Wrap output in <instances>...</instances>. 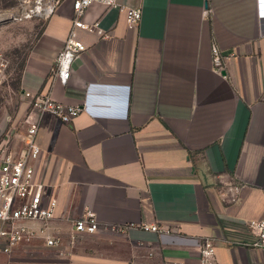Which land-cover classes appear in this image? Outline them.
I'll return each instance as SVG.
<instances>
[{
    "label": "crops",
    "instance_id": "1",
    "mask_svg": "<svg viewBox=\"0 0 264 264\" xmlns=\"http://www.w3.org/2000/svg\"><path fill=\"white\" fill-rule=\"evenodd\" d=\"M119 2L141 8V22L93 4L84 22L104 35L76 30L88 50L65 85L53 67L73 29L72 0L44 20L22 94L84 108L71 124L43 116L37 136L61 245L39 236L0 264H200L203 238L215 240L219 264H264V250L245 245L248 223L264 221V0ZM87 208L100 230L72 243Z\"/></svg>",
    "mask_w": 264,
    "mask_h": 264
},
{
    "label": "built area",
    "instance_id": "2",
    "mask_svg": "<svg viewBox=\"0 0 264 264\" xmlns=\"http://www.w3.org/2000/svg\"><path fill=\"white\" fill-rule=\"evenodd\" d=\"M65 0H36L35 15L44 20L55 13ZM73 29L58 53L53 76L62 84L70 79L72 65L88 47L78 40L76 30L86 29L104 35L99 24L92 26L84 22L88 9L95 3L119 9L126 14L130 27L137 26L142 20L141 8H129L119 0H72ZM214 62L220 72L222 60L217 46L213 48ZM29 101L27 131L23 138L9 136L0 141V255H8L23 243L42 236L46 245H61L60 236L50 233V225L57 218L59 201L47 192V187L37 175V163L42 156V148L37 142L40 120L51 115L63 124H71L84 111L81 106L66 105L54 100L50 93H24ZM34 115L37 119L32 118ZM134 225L111 227L112 231H125ZM251 240L245 245L264 250V221L248 223ZM143 230L158 232V226H142ZM72 243L78 234L94 235L100 230V222L95 212L87 208L84 214L73 221ZM200 264H219L216 256V242L203 238L199 246Z\"/></svg>",
    "mask_w": 264,
    "mask_h": 264
},
{
    "label": "rangeland",
    "instance_id": "3",
    "mask_svg": "<svg viewBox=\"0 0 264 264\" xmlns=\"http://www.w3.org/2000/svg\"><path fill=\"white\" fill-rule=\"evenodd\" d=\"M36 0H0V141L23 138L30 110L20 75L40 36L44 19L35 15Z\"/></svg>",
    "mask_w": 264,
    "mask_h": 264
},
{
    "label": "water",
    "instance_id": "4",
    "mask_svg": "<svg viewBox=\"0 0 264 264\" xmlns=\"http://www.w3.org/2000/svg\"><path fill=\"white\" fill-rule=\"evenodd\" d=\"M223 74H226L225 72Z\"/></svg>",
    "mask_w": 264,
    "mask_h": 264
}]
</instances>
